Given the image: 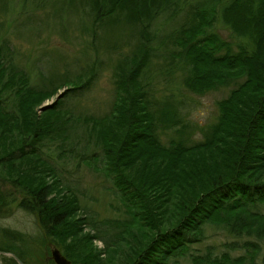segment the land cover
I'll use <instances>...</instances> for the list:
<instances>
[{"label":"trees","instance_id":"trees-1","mask_svg":"<svg viewBox=\"0 0 264 264\" xmlns=\"http://www.w3.org/2000/svg\"><path fill=\"white\" fill-rule=\"evenodd\" d=\"M86 3L94 23L130 27L136 41L117 65L116 101L109 113L79 117L83 136L73 137L74 120L63 103L91 86L96 69L86 75L51 74L40 85H29L23 71L9 67V52L0 46V218L15 204L36 216L45 235L34 241L28 233L0 227L6 239L0 250L24 264H55L44 254L51 237L73 264H103L83 247L88 234L79 235L83 225H97L79 214L78 195L42 156L50 142L71 143L74 149L84 141V153L90 145L100 150L91 158L101 162L98 168L112 180L130 216L117 221L106 239L95 237L113 246L126 240L134 224L145 227L141 238L130 234L135 243L126 264H258V256L264 262V0ZM161 16L173 24L156 45L153 25ZM219 22L229 38L214 30ZM157 48L171 57L165 72L179 71L180 83L192 92L235 84L217 101L215 121L199 128L200 140L190 142L194 125L175 97L157 100L153 93L151 78L164 74L153 73ZM51 96L55 100L39 111ZM169 131L177 135L163 142L160 132ZM214 228L232 239L227 249L244 248V254L195 248ZM0 258L18 264L12 255Z\"/></svg>","mask_w":264,"mask_h":264},{"label":"rangeland","instance_id":"rangeland-1","mask_svg":"<svg viewBox=\"0 0 264 264\" xmlns=\"http://www.w3.org/2000/svg\"><path fill=\"white\" fill-rule=\"evenodd\" d=\"M90 12L86 0H72V2L71 0H0V46L4 47L5 52H9L6 60L9 67L19 72L23 71L29 77V85L38 86L51 74L86 75L84 72L90 71V68L96 69L91 86L82 95L69 97L63 103V108L69 109V114H72L75 138L85 133L84 123L78 122L80 116H104L112 109L116 101L117 65L136 41L134 39L136 36L134 35L133 38L131 35L130 27L112 26L107 22L102 25L96 24L91 20ZM172 24L171 19L168 20L163 16L156 20L153 25L158 39L156 45L171 29ZM214 30L226 38L230 36L229 29L220 22L215 25ZM161 50L162 48H157L153 56V73L163 71L164 74L161 76L154 74V78H151L153 93L157 100L174 96L185 118L194 125L190 142L200 140L203 135L199 128L215 121L218 116L217 101L226 96L235 84L222 85L204 94L192 92L180 83L179 71L173 75L165 72L166 67L171 68L169 64L171 57ZM62 91L63 88H60L59 93ZM55 98L56 96H51L44 100L39 111L51 104ZM6 103L10 106V97ZM172 134L177 135L174 131H169L167 134L160 132V137L163 142H167L169 135ZM81 143L73 146L72 149L71 143L61 146L59 141L50 142L42 148V156L55 167L62 182L78 195L82 206L79 214L82 216L88 214L92 222L97 225L96 229L83 225L79 235L88 234L84 241L86 245L83 247L90 253L96 252L103 264H126L127 253L135 243L130 234H138V238H141L145 227L134 224L132 230L125 234L126 240L117 242L113 246H107L103 240L95 237L96 233H100L106 239L107 232L112 230L117 221H124L130 216L126 205L115 193L112 180L106 178L98 168L101 162L91 158L93 151L100 153V150L96 148L95 151L94 146L90 145L89 152L84 153V141ZM6 185L9 186V183ZM13 207L11 214L0 218V227L28 233L35 238L34 241L45 239L44 231L36 216L15 207V204ZM207 237L203 243L195 245V248L203 252L206 246L210 245L209 248L214 255H221L223 251H227L233 257L245 252L244 248L227 249L225 245L232 239L221 229H210ZM5 240L0 233V244ZM46 241L49 243V254L47 251L44 253L47 254L46 259L53 260L50 257L52 245L63 253L64 248L54 242L53 238L48 237ZM4 254L12 255L6 251ZM67 258L73 264L72 260ZM30 261L34 263L32 259ZM256 261L258 264H264L259 256ZM185 264L191 263L187 261Z\"/></svg>","mask_w":264,"mask_h":264},{"label":"water","instance_id":"water-1","mask_svg":"<svg viewBox=\"0 0 264 264\" xmlns=\"http://www.w3.org/2000/svg\"><path fill=\"white\" fill-rule=\"evenodd\" d=\"M4 253H5V251L0 250V254H4ZM12 255L15 257L18 264H24V262L19 257H16L15 254H12ZM50 257L53 259V261L56 264H71L70 260L65 255H63V253L61 252V250L58 247H56L54 245L51 246ZM0 264H4L3 261L1 260V258H0Z\"/></svg>","mask_w":264,"mask_h":264}]
</instances>
